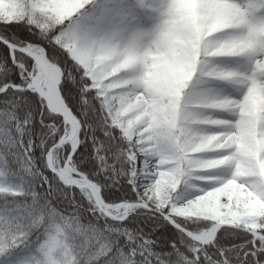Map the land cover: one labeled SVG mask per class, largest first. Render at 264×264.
<instances>
[{
	"label": "clouds",
	"instance_id": "1",
	"mask_svg": "<svg viewBox=\"0 0 264 264\" xmlns=\"http://www.w3.org/2000/svg\"><path fill=\"white\" fill-rule=\"evenodd\" d=\"M151 2L154 13L126 22L95 19L101 0L82 6L75 0L26 5L32 16L26 23L36 39L10 45L21 66L19 87H27L34 63L29 52L37 51L39 74L55 104L39 97L33 104L29 96L14 91L6 103L27 119L13 122V113L0 111V159L10 150L22 152L25 142L29 150L32 145L40 149L28 161L31 183L40 188L39 201L34 192L0 190V227L30 244L24 264H125L113 232L106 230L109 221L94 202L90 185L95 181L81 176L74 188L59 176L47 178L49 160H64L69 141L87 142L117 172L134 174L137 162L151 159L141 198L147 197L144 203L153 208L167 203L182 209L192 233L181 237L184 251L199 249L203 255L210 244L220 253L212 264H231L224 254L231 255L232 248L223 242L235 236L232 229L264 225V216H238L244 209L235 199L226 206L227 195L218 204L215 195L208 200L200 195L218 185L232 193L233 182L246 192L260 182L235 171L240 115L233 105L249 88L264 89V0H203L204 14L194 30H177L170 22L166 12L173 0ZM61 9L69 14L58 18ZM173 46L181 53L180 62ZM3 80L0 76V92L11 86ZM65 85L72 89L67 95ZM210 106L217 110L209 111ZM162 120L168 139L157 144ZM37 122L42 127L34 133ZM221 145L234 157L228 166L219 164ZM174 157L180 163L164 164ZM174 168L181 171L167 175ZM206 203L215 205L212 211L205 209ZM113 211L123 215L125 210ZM146 262L152 264L147 255L135 264Z\"/></svg>",
	"mask_w": 264,
	"mask_h": 264
},
{
	"label": "snow or ice",
	"instance_id": "2",
	"mask_svg": "<svg viewBox=\"0 0 264 264\" xmlns=\"http://www.w3.org/2000/svg\"><path fill=\"white\" fill-rule=\"evenodd\" d=\"M88 2L89 0H75L76 6H82ZM29 3L35 4L36 0H6L0 6V56L6 60V63L0 64V76H4L2 83L11 84L6 91L0 92V111L6 108L7 112L15 115L13 122L18 120L21 123L27 119L26 114L17 113L12 104L6 103L9 93L15 91L19 95L22 92L30 97L33 104L37 97L46 99L49 106L55 104V97L49 91V85L39 74L41 57L37 51L29 52L30 58L34 61L29 83L26 88L19 87L22 82L21 66L17 63L18 56L15 54V49L10 45L34 42L36 39L29 31L30 25L26 23L32 18L31 12L26 7ZM203 9V0H173L166 15L177 30L181 28L194 30L203 17ZM70 11H75V7ZM154 12L155 7L151 0H101L94 18L100 22H126L140 15H149ZM66 14H69V10L57 11L58 18H63ZM173 55L180 62L181 53L175 46H173ZM71 91L72 89L67 85L64 86L65 95ZM235 99L236 103L233 106L239 108L240 119L237 125L239 128L244 120L241 110L247 109V102L245 98ZM215 110H217L215 106L209 107V111ZM165 124L166 121L163 120L158 123L160 131L155 138L157 144L166 142L168 139L163 132ZM41 127L42 125L37 122L32 127V131L36 133ZM65 147L67 151L64 153V160H49L47 178L51 180L59 176L66 184L74 188L79 185L81 176H87L95 181L90 185V190L96 198L94 202L98 210L104 214V219L109 221L106 230L113 232L116 238L115 244L120 248L125 264H128L129 260L131 264H135L137 259L142 260L146 255L149 256L152 264H191L192 261H195V264H212L213 260H219L220 253H216L215 248L210 244H205L206 251L203 255L199 249L184 251L181 237L191 236L192 233L183 222L186 217L182 209L167 203H161L157 208L144 203L147 197L144 199L141 197L144 196L145 184L151 176V159L144 164L137 162L136 172L128 174L123 170L117 172L107 157L100 159L99 154H94L87 142L69 141ZM219 150L224 153L219 158V164L230 165L234 157L227 155L226 146L221 145ZM24 152H27V156ZM38 155H40V149L32 145L29 150V145L25 142L22 152L15 153V150H10L0 159V190L34 192L38 202L40 188L34 187L31 183L32 173L28 165V161ZM237 155L239 156L238 151ZM65 162L69 165L67 168L64 167ZM167 163L178 164L180 161L174 157L172 161H164V164ZM160 168L161 172L165 171L163 165ZM180 171L179 168H174L167 172V175L174 177ZM40 185H45V181L41 180ZM83 187L80 185V188ZM252 190L261 200H264V183H253ZM200 195L204 200L215 195L216 204L219 203L221 195H227L229 205L226 206H230L234 199L232 193H226L219 185L215 190L201 191ZM235 202L238 208L244 209L243 212L237 213L240 217L264 216V208L253 210L247 200L239 197L235 198ZM214 207V204H205L207 211H212ZM114 208L125 211L123 215H120L113 211ZM192 218L194 217H188V219ZM240 222L243 223L242 220ZM232 231L236 233L235 236L223 242L232 248V254L225 253V258L229 259L231 264H264V225L253 223L246 225L245 230L232 229ZM28 247L30 244L27 241L17 238L11 231L0 227V264H24L22 257ZM213 253L216 254L213 255Z\"/></svg>",
	"mask_w": 264,
	"mask_h": 264
},
{
	"label": "rangeland",
	"instance_id": "3",
	"mask_svg": "<svg viewBox=\"0 0 264 264\" xmlns=\"http://www.w3.org/2000/svg\"><path fill=\"white\" fill-rule=\"evenodd\" d=\"M6 0H0L2 6ZM67 12L68 9H61ZM247 109L243 112L244 120L238 128V133L235 139L236 149L239 153V159L235 162V171L243 177H252L258 179L256 170L262 171L264 167V155L258 154L256 142L264 140V89L259 86L249 88L245 97ZM255 110L259 113L257 120H252L251 116ZM247 187V186H245ZM239 186L233 182L232 194H236L240 199L245 193H252V188H247L246 192L238 190Z\"/></svg>",
	"mask_w": 264,
	"mask_h": 264
},
{
	"label": "trees",
	"instance_id": "4",
	"mask_svg": "<svg viewBox=\"0 0 264 264\" xmlns=\"http://www.w3.org/2000/svg\"><path fill=\"white\" fill-rule=\"evenodd\" d=\"M259 113L257 110L250 115L252 120H257ZM257 149H258V154L262 153L264 155V140H258L256 142ZM257 175H258V180L262 183H264V167L262 166V171L259 169L256 170ZM238 197L236 194L233 195V198L235 199ZM243 200H247L249 202L250 208L251 209H257V208H264V200H261L260 197L257 195L255 191H252V193H245L244 197H241Z\"/></svg>",
	"mask_w": 264,
	"mask_h": 264
}]
</instances>
